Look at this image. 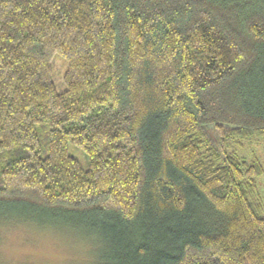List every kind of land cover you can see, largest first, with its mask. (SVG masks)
Returning a JSON list of instances; mask_svg holds the SVG:
<instances>
[{
	"label": "trees",
	"instance_id": "trees-1",
	"mask_svg": "<svg viewBox=\"0 0 264 264\" xmlns=\"http://www.w3.org/2000/svg\"><path fill=\"white\" fill-rule=\"evenodd\" d=\"M252 139L264 0H0V222L91 223L96 264H264Z\"/></svg>",
	"mask_w": 264,
	"mask_h": 264
},
{
	"label": "rangeland",
	"instance_id": "rangeland-1",
	"mask_svg": "<svg viewBox=\"0 0 264 264\" xmlns=\"http://www.w3.org/2000/svg\"><path fill=\"white\" fill-rule=\"evenodd\" d=\"M65 68L64 61L55 59L53 79L58 92L65 89L61 81ZM206 131L212 130L208 128ZM232 150L240 158L259 161L264 166V145L261 141H245L241 145L233 146ZM70 153L84 167L87 166V156L81 150L71 146ZM263 182L264 178H257L264 204ZM98 230L91 223H85L77 230L48 224L38 225L34 222L3 220L0 222V264H96L103 253L111 251L109 245L99 239Z\"/></svg>",
	"mask_w": 264,
	"mask_h": 264
}]
</instances>
